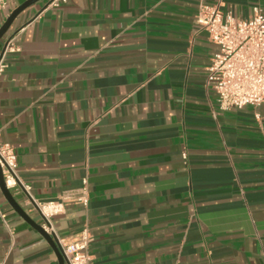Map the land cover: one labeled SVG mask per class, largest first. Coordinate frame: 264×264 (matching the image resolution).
I'll use <instances>...</instances> for the list:
<instances>
[{"label": "crops", "instance_id": "0c3cea01", "mask_svg": "<svg viewBox=\"0 0 264 264\" xmlns=\"http://www.w3.org/2000/svg\"><path fill=\"white\" fill-rule=\"evenodd\" d=\"M23 1L8 0L0 26ZM48 1L0 41L16 47L0 74V141L26 211L41 224L29 194L86 180L88 203L51 223L67 240L90 230L91 264H264V102L223 110L206 85L217 46L194 18L217 0ZM220 1L239 18L264 13V0ZM0 210L13 233L0 219V264H58L1 191Z\"/></svg>", "mask_w": 264, "mask_h": 264}, {"label": "built area", "instance_id": "2783aa9c", "mask_svg": "<svg viewBox=\"0 0 264 264\" xmlns=\"http://www.w3.org/2000/svg\"><path fill=\"white\" fill-rule=\"evenodd\" d=\"M66 1L49 0L46 7H57ZM7 5L8 0H0V10H5ZM221 7L220 0L214 4L201 3L194 18L197 28L206 31L209 42L217 46L207 66L206 85L216 92L219 107L223 110L259 105L264 102V13L254 6L250 16L239 18L233 11H223ZM15 50L13 37H10L0 52V74L6 67V54ZM182 155L186 159V153ZM0 169L6 187L15 188L20 180L15 170L16 154L8 142L0 141ZM23 187L29 192L26 185ZM29 198L44 230L56 236L67 263L91 264L90 245L94 237L90 230L85 227L67 240L57 235L51 223V217L62 213L67 204L88 203L86 180L78 189L64 191L55 199L42 201L30 194ZM0 219L12 236L6 215L1 210Z\"/></svg>", "mask_w": 264, "mask_h": 264}, {"label": "water", "instance_id": "95a60500", "mask_svg": "<svg viewBox=\"0 0 264 264\" xmlns=\"http://www.w3.org/2000/svg\"><path fill=\"white\" fill-rule=\"evenodd\" d=\"M39 0H25L21 4H19L6 18V20L3 22V24L0 26V41L4 37V35L7 33L8 29L10 28L11 24L13 23L14 19L27 7L32 5L33 3L37 2ZM6 41L3 43V46L1 48V51L4 49ZM19 187V183L17 184ZM19 190L20 187H19ZM0 191L3 194L5 200L10 204V206L19 214L28 224L33 226L50 244L52 249L54 250L57 259L58 264H68L66 259L64 258L58 240L55 235L47 233L42 225L38 223L22 206V203L14 196V193L12 190L8 189L5 185L2 172L0 169ZM22 195L21 198H23L22 202H25L24 197L26 198V195L21 190ZM32 209L36 211L35 206L31 203ZM37 212V211H36ZM38 213V212H37Z\"/></svg>", "mask_w": 264, "mask_h": 264}]
</instances>
